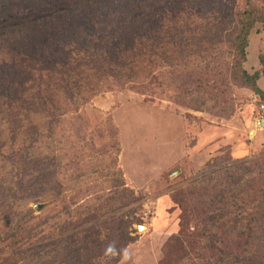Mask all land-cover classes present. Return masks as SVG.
I'll list each match as a JSON object with an SVG mask.
<instances>
[{
  "label": "rangeland",
  "instance_id": "1",
  "mask_svg": "<svg viewBox=\"0 0 264 264\" xmlns=\"http://www.w3.org/2000/svg\"><path fill=\"white\" fill-rule=\"evenodd\" d=\"M143 3L146 21L134 27L122 0H0V71L40 68L53 97L14 134L0 115V264H202L206 250L244 264L264 254L258 234L208 223L201 233L217 237L204 250L165 255L184 214L222 213L209 206L221 189L253 196L255 174L226 180L232 164L264 151V100L235 77L232 43L238 13L264 0ZM262 52L259 23L248 72ZM13 152L33 161L25 168ZM227 209L219 222L235 224Z\"/></svg>",
  "mask_w": 264,
  "mask_h": 264
},
{
  "label": "trees",
  "instance_id": "2",
  "mask_svg": "<svg viewBox=\"0 0 264 264\" xmlns=\"http://www.w3.org/2000/svg\"><path fill=\"white\" fill-rule=\"evenodd\" d=\"M122 1L125 3V5L132 7L128 16V20L132 21L134 27L136 24L143 25L146 21V13L142 12V5L144 4L143 0ZM120 6V4L117 5V7ZM178 18L179 17H171L169 20L177 25ZM122 20L123 19L120 18L116 21L121 23ZM259 23L264 24V6L262 5L257 6L254 4H249V6L244 11L238 13V19L236 21L235 31L233 33L234 37L232 48L235 54L232 70L235 74V77L239 78L243 83L250 86L254 93L264 100V89L259 84V80L264 77V52L259 55V63L261 66L260 70L258 69L252 74L248 72L243 66L248 59L250 36ZM89 24L92 25L91 22H89ZM117 30L119 31V29H112L109 34H114L115 32L117 34ZM138 38L142 42L144 35L139 33ZM83 39H87V37ZM36 41V44L38 43V45H36L34 48L32 47L31 49L36 51L37 54L39 51H42V47L44 46H39V43H42L41 37H39ZM122 55L123 53L118 55V57L122 58ZM11 67L15 68V63H12ZM32 70L33 71L22 72V75L19 76V78L24 76V73L26 74L25 76L29 78V84L31 83V86L34 85V87H36L34 94L27 93L29 88L26 87L25 81L19 79L16 73L13 75L11 68H8L5 72L0 71V115H2L10 125L11 132H13V134L17 128H20V123L23 121V119H28L29 115L34 110L49 108L53 105V97L52 95H49L51 93L49 90L52 88L50 80L44 79L45 77L41 73L40 68L32 67ZM31 128L34 131V135L32 137L34 140H37V135H39L37 127L33 126L32 124ZM12 155L15 158L20 156V159L17 161V163L25 164V168H27L26 164H30L33 161L32 159H27L28 155L25 153L13 152ZM34 162V165L37 167V169L46 174V170L48 168H41L39 166L44 164L43 161L35 159ZM226 172V180L232 183V186L240 185L242 183L243 174H255V176L253 175L254 177L251 181L254 183V188L250 185L251 191H253V196H250L248 199L241 198V196L238 195L240 193H233L229 196H226V190L221 189V192L216 195L215 200L209 204V206L215 211L221 210L222 213L220 215H218V212L209 214L206 210H202L200 208L194 209L191 215L184 214V216L181 218L180 232L175 235L168 244L165 254L166 259H169L171 255H175L176 251L179 250L186 251L191 249L194 251L196 248H198L199 251L200 249L204 250V248L207 247L202 246L205 244V240L212 241L215 236L217 237V235L209 236V234L205 235L201 233V227L207 226L206 224L208 223L209 225H214V229H217L222 233L239 231L237 237L248 235L249 237L253 238V235L258 234L262 237V239H264V151L258 156L241 160L236 164H232V166L228 168ZM242 191L244 190H241V192ZM175 200L177 201L180 199L176 197ZM218 204L219 209H217ZM226 209H232L233 212L239 216L229 221L230 223L234 222L235 224L231 225L228 223L227 225L223 220L219 222V218L226 216L227 213L224 212ZM244 220H246L247 223L238 229L239 227H237V224L240 223L242 225ZM187 241L188 243L186 244ZM210 249L212 250L213 247L211 246ZM215 256L216 255L214 253L213 255H209L208 250H206L205 254L200 253L199 258L202 260V264H221V262L222 264H227L225 263L227 261H225V259L219 258L218 261H215ZM241 262H244V264H264V254L257 252L251 257H244L241 259Z\"/></svg>",
  "mask_w": 264,
  "mask_h": 264
},
{
  "label": "water",
  "instance_id": "3",
  "mask_svg": "<svg viewBox=\"0 0 264 264\" xmlns=\"http://www.w3.org/2000/svg\"><path fill=\"white\" fill-rule=\"evenodd\" d=\"M40 207H41V205H37V207H36V208H37V209H40ZM142 228H144V227H142Z\"/></svg>",
  "mask_w": 264,
  "mask_h": 264
},
{
  "label": "built area",
  "instance_id": "4",
  "mask_svg": "<svg viewBox=\"0 0 264 264\" xmlns=\"http://www.w3.org/2000/svg\"><path fill=\"white\" fill-rule=\"evenodd\" d=\"M263 108H264V105H263Z\"/></svg>",
  "mask_w": 264,
  "mask_h": 264
}]
</instances>
